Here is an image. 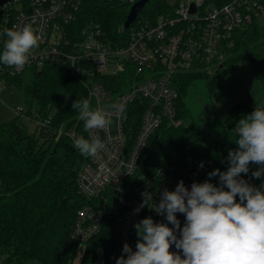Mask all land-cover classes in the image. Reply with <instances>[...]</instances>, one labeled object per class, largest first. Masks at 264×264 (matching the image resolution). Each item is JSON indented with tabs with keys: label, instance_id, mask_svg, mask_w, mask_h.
<instances>
[{
	"label": "built area",
	"instance_id": "2783aa9c",
	"mask_svg": "<svg viewBox=\"0 0 264 264\" xmlns=\"http://www.w3.org/2000/svg\"><path fill=\"white\" fill-rule=\"evenodd\" d=\"M84 1L0 0V54L6 39L4 30L13 25L30 23L40 36L39 47L32 51L23 70L0 64V91L7 77L57 65L84 83L93 110L124 104L120 117L112 119L114 125L96 130L105 149L87 157L78 171V188L91 202L78 209L70 234L79 242L95 236L103 223L99 203L110 202L115 214L116 250L126 258L122 252L125 243L136 250V223L147 217L157 223L167 222L152 208L159 204L162 192L173 191L181 180L190 189L193 182L201 183L208 169L205 160H194L184 165H159L152 174L135 178L152 133L165 120L180 124L176 118L177 73L194 69L214 73L228 58L235 30L256 17L264 18V0H163L160 13H141L149 0L128 27L123 22L114 34L93 24H88L83 33L75 26ZM125 1L131 8L139 0ZM130 69L133 79L129 87L112 92L108 81ZM135 103L142 110L140 127L134 133L131 106ZM12 109L18 117L30 119L24 106ZM34 121L45 126L50 118ZM68 136L73 145L75 138L91 139L84 128L77 126L68 131ZM201 162L203 168L199 167ZM144 192L152 194V201L134 212L143 203ZM177 218L182 228L184 214L177 213ZM171 250L178 251L174 245Z\"/></svg>",
	"mask_w": 264,
	"mask_h": 264
},
{
	"label": "trees",
	"instance_id": "16d2710c",
	"mask_svg": "<svg viewBox=\"0 0 264 264\" xmlns=\"http://www.w3.org/2000/svg\"><path fill=\"white\" fill-rule=\"evenodd\" d=\"M163 5V0H150L141 13L158 14ZM128 13L125 0H85L75 26L83 33L88 24H93L114 34ZM227 53L228 58L212 74L197 69L177 73L176 118L180 124L165 120L152 133L135 178L152 174L159 165H184L194 160H205L208 165L201 183L213 170H227L228 152L238 147L236 123L256 106L240 101L230 108L221 128H213L209 118L204 128L202 118L193 114L186 97L199 79L207 82L212 93L230 66L243 58L253 63L264 90V18L256 17L236 29ZM128 72L108 81L112 92L129 87L133 77L132 70ZM6 85L23 95L25 115L31 120L50 118V122L36 124V130L30 132L21 117L0 121V264H73L76 259L77 264H94L99 248L104 250L106 264H111L116 250L112 203H99L103 223L95 236L79 242L70 234L78 209L91 202L77 185L78 171L87 157L68 136L74 126L84 128L73 103L88 99L86 86L67 68L57 65L7 77ZM66 97L70 100L64 104ZM141 110L138 103L131 106L134 133L140 127ZM257 167L250 164L249 173L241 174L253 186L256 178L252 172ZM210 182L218 186L219 177H212Z\"/></svg>",
	"mask_w": 264,
	"mask_h": 264
},
{
	"label": "clouds",
	"instance_id": "9594fccd",
	"mask_svg": "<svg viewBox=\"0 0 264 264\" xmlns=\"http://www.w3.org/2000/svg\"><path fill=\"white\" fill-rule=\"evenodd\" d=\"M4 35L0 64L23 70L39 47L40 36L30 23L13 25ZM73 108L91 137L75 138L74 147L86 157H95L106 147L96 130L109 126L114 116L119 118L125 106L114 103L110 110H93L90 101L83 99L75 101ZM235 132L238 147L228 152L227 170H213L207 180L193 182L190 189L183 180L173 191L165 189L152 208L167 222L147 217L136 223V250L125 243L122 252L127 257L121 255L116 264H264V182L256 187L241 175H247L250 164H255L252 177H264V107L240 118ZM203 166L201 162L199 167ZM217 176L218 186L210 182ZM142 196L143 203L134 212L152 201L151 193ZM177 213L185 216L182 228ZM173 245L178 251L171 250Z\"/></svg>",
	"mask_w": 264,
	"mask_h": 264
},
{
	"label": "rangeland",
	"instance_id": "374dc122",
	"mask_svg": "<svg viewBox=\"0 0 264 264\" xmlns=\"http://www.w3.org/2000/svg\"><path fill=\"white\" fill-rule=\"evenodd\" d=\"M69 100L70 97H66L62 103L65 104ZM240 101L251 102L256 107H264V90L257 79L254 65L248 58L240 59L231 65L212 93L207 82L199 79L190 87L186 97V103L193 114L199 119L202 118L204 128L208 125L207 118L210 119L213 128H221L230 108ZM16 105L26 107L23 95L14 86L5 85L0 91L1 122L7 123L17 118L12 109ZM21 120L30 132L36 130L34 120L25 116H22ZM119 257V252L115 250L110 263L116 264ZM77 261L78 259L73 264H77ZM94 264H106L103 248H99Z\"/></svg>",
	"mask_w": 264,
	"mask_h": 264
},
{
	"label": "water",
	"instance_id": "95a60500",
	"mask_svg": "<svg viewBox=\"0 0 264 264\" xmlns=\"http://www.w3.org/2000/svg\"><path fill=\"white\" fill-rule=\"evenodd\" d=\"M148 1L149 0H139L131 6L129 13L126 17V20L124 22L125 27H128L137 18L138 14L145 7Z\"/></svg>",
	"mask_w": 264,
	"mask_h": 264
},
{
	"label": "crops",
	"instance_id": "0c3cea01",
	"mask_svg": "<svg viewBox=\"0 0 264 264\" xmlns=\"http://www.w3.org/2000/svg\"><path fill=\"white\" fill-rule=\"evenodd\" d=\"M262 182H264V177H261L260 179H256L254 186L259 187Z\"/></svg>",
	"mask_w": 264,
	"mask_h": 264
}]
</instances>
